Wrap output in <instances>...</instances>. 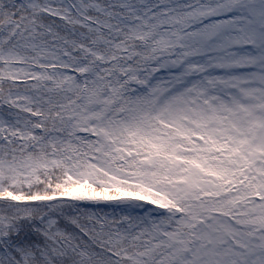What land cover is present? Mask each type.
<instances>
[{
    "label": "snow or ice",
    "instance_id": "1",
    "mask_svg": "<svg viewBox=\"0 0 264 264\" xmlns=\"http://www.w3.org/2000/svg\"><path fill=\"white\" fill-rule=\"evenodd\" d=\"M0 264H264V0H0Z\"/></svg>",
    "mask_w": 264,
    "mask_h": 264
}]
</instances>
